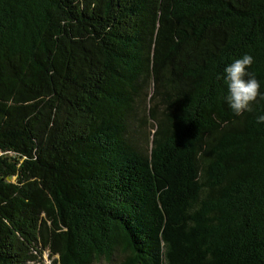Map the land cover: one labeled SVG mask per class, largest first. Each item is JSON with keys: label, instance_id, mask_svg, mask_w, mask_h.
Returning <instances> with one entry per match:
<instances>
[{"label": "trees", "instance_id": "1", "mask_svg": "<svg viewBox=\"0 0 264 264\" xmlns=\"http://www.w3.org/2000/svg\"><path fill=\"white\" fill-rule=\"evenodd\" d=\"M245 54L264 0H0V264H264Z\"/></svg>", "mask_w": 264, "mask_h": 264}, {"label": "clouds", "instance_id": "2", "mask_svg": "<svg viewBox=\"0 0 264 264\" xmlns=\"http://www.w3.org/2000/svg\"><path fill=\"white\" fill-rule=\"evenodd\" d=\"M254 63L251 55L245 54L235 59L225 68V83L227 84L228 95L225 97L231 111L240 116L244 112H251L252 104L257 99L264 100V94L260 93V83L254 74L247 72V69ZM245 77H248L245 79ZM257 124H264V114L259 115Z\"/></svg>", "mask_w": 264, "mask_h": 264}, {"label": "rangeland", "instance_id": "3", "mask_svg": "<svg viewBox=\"0 0 264 264\" xmlns=\"http://www.w3.org/2000/svg\"><path fill=\"white\" fill-rule=\"evenodd\" d=\"M149 128V127H148ZM149 130V129H147ZM150 133H148L149 135ZM148 137V136H147ZM147 142L149 143V138H147ZM149 146V145H148ZM43 260H44V264H50V260L48 259V254L44 253L43 255ZM95 264H116L115 259L111 260L110 262H106V261H100V262H96Z\"/></svg>", "mask_w": 264, "mask_h": 264}]
</instances>
